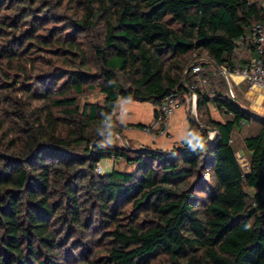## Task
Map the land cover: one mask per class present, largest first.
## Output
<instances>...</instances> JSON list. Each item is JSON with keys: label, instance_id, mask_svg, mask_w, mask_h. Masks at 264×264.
I'll return each mask as SVG.
<instances>
[{"label": "trees", "instance_id": "obj_1", "mask_svg": "<svg viewBox=\"0 0 264 264\" xmlns=\"http://www.w3.org/2000/svg\"><path fill=\"white\" fill-rule=\"evenodd\" d=\"M38 2L0 0V66L9 67L0 73V264H264V118L230 95L217 70L250 60L236 58L242 45L254 52L237 40L264 20V1L72 0L69 20ZM61 21L65 37L56 35ZM44 48L69 65L33 78L23 61ZM196 50L214 67L199 74L200 117L188 115L189 133L169 150L104 144L108 125L111 133L132 125L118 123L119 99L152 102L154 115L172 89L190 101L197 74L186 73L184 57ZM212 69L221 82L203 90ZM22 77L37 80L26 86ZM17 88L44 100L41 111L27 113ZM92 89L103 99L80 105ZM251 123L245 169L233 136ZM203 127L215 129L209 144ZM113 155L134 170L98 173Z\"/></svg>", "mask_w": 264, "mask_h": 264}, {"label": "rangeland", "instance_id": "obj_2", "mask_svg": "<svg viewBox=\"0 0 264 264\" xmlns=\"http://www.w3.org/2000/svg\"><path fill=\"white\" fill-rule=\"evenodd\" d=\"M39 1L40 2H38V4L40 5V7L43 5H47L49 2H50L49 6L51 5L58 6L57 7V11L59 12L58 14L62 15L63 19H66V20H69L71 17H73L74 16L73 12L76 11V4L75 2H72V0H39ZM39 13L42 14V11H39ZM49 25H51V23ZM58 25H60L61 29H60V32L58 31L59 33L56 35L65 37L66 34H68L67 32L69 30V29H65L67 25H65L64 21L59 22ZM40 32L45 33L46 31H40ZM92 37H95V35L90 36V38ZM90 38L86 37V39L85 38H81V39L83 41L86 40L85 42H89ZM236 52H237L236 58L238 60H242L249 55H250L249 57L251 58L254 57V52L253 51L251 52L249 49H247L245 45L240 46V48ZM251 53L253 55H251ZM30 56H28L29 58L24 59L26 61H23L22 66L23 68H25V71L27 72L26 74H29V76H33V78L37 74L48 73L49 71H52L54 69L53 65L59 66V67H68L69 65L68 62L67 63L64 62L63 58L57 57L56 54L49 48H44L43 51H41L39 55H35L34 53ZM201 57L210 59L207 52L202 51V50L193 51L189 53L186 57H184V59L192 63ZM88 58L92 60L91 61L92 70H96L95 60L91 59L90 56ZM1 62L2 61H0V63ZM205 65H206L205 69L209 70L211 68V65L209 63H206ZM8 68L9 67L6 64H3L2 66H0V73H2V70L8 71ZM10 72H12V74L14 73V71H10ZM214 72L216 74H213ZM210 74H212L210 78V84L205 86L203 90H210L209 88L210 86L215 87V84H214L215 82L216 84L221 82L220 81L221 77L216 71L213 70L210 72ZM36 80L37 79L27 80L22 77L20 82H26V86H28L29 84L31 85L32 82H36ZM61 82H63V80H59L58 85ZM231 82H232L231 85H232L235 96L239 98L240 101L244 105H246L245 108L252 113L264 115V93L260 91L259 92L257 91L248 92V90L240 86L239 84L240 82H237L235 78H233ZM36 88L39 89L41 87L39 85V86H36ZM12 95L14 97L20 98L22 102H25L22 104L26 105V107L28 108L27 113H29L30 110L31 111L35 110V107H38L41 109L42 105L45 103L44 100L42 99L35 100L29 97L27 92L26 93L22 92L19 88L14 89L12 91ZM103 97H104V94L101 93L98 89L87 90L84 94H82L79 97V102H80V105H83L86 102H99L103 99ZM189 107H190V101L187 97L186 101L181 102L179 106L175 109L174 113L172 114L171 119H170V128L165 134L160 135L154 132L152 134H149V133L144 132L140 127H136V124H145L146 126L152 122L151 121V122L146 123V121H150V119L153 116L154 103L148 102V101L141 102L137 100L122 98L120 102H118L117 104V107L115 110V113L117 112L116 116L119 113L121 119L128 120V121L135 119V120H139L142 122L141 123H131L132 124L131 128H124L122 129L121 133L120 132L112 133V136H111L112 138L108 137L107 140L104 141V144L110 143L111 145L113 144L119 145L123 141L122 139L124 138L128 140L130 145L132 146L144 144L143 147H151V148H157V149H162V150H169L174 146V144L178 143V142H173L175 139H179L181 137L186 136L187 116L190 115L194 121L195 119L198 120V117H200V112L197 110V108L195 109V112L192 113L191 111L188 112ZM11 109L8 108L7 110H11ZM38 111H41V110L36 109L35 113ZM53 111L58 116L64 115V112L59 109L54 108ZM1 119L8 120V123H10L11 121V118L5 114L2 115ZM59 121H61L62 123L63 120H59ZM66 122L59 125V129L63 132V134L67 133L66 127L71 126V122L69 121H66ZM118 123L120 122L118 121ZM9 126L11 127L12 125L9 124ZM243 126H244V130L242 129L240 131L238 130L235 131L234 136H233L234 137L233 144H234V147L236 148V154L241 164L246 169L249 163L250 153L249 151H247V149L244 146L243 136L244 134L254 132L255 128H257L256 127L257 125H255V123L253 124L251 123L249 127H247L246 125H243ZM110 131L112 130H110V126L108 125V127H106V130L104 132L108 133ZM110 133H108V135H110ZM99 162L103 168V171L101 173L98 172L97 170L96 171L100 174L110 172L113 169H117L121 171H133L135 168L134 164L127 163V161L123 158H118L115 160L112 157H104ZM126 206L129 207V205H126ZM90 233L93 236L94 233L92 232V229H90ZM100 248L101 246L97 247L96 252H100L101 250ZM73 251L75 254H77L79 252V249H73ZM76 263L77 262L75 260L71 264H76Z\"/></svg>", "mask_w": 264, "mask_h": 264}, {"label": "built area", "instance_id": "obj_3", "mask_svg": "<svg viewBox=\"0 0 264 264\" xmlns=\"http://www.w3.org/2000/svg\"><path fill=\"white\" fill-rule=\"evenodd\" d=\"M238 42L248 43L256 53V56L245 63H238L232 67H218L217 70L225 78L228 84V92L231 96L234 95L231 80L235 77L247 85L248 89H264V20L256 22L246 36H242ZM209 63L213 66L210 59L204 57L198 58L192 66L193 73L197 74L196 82H194L190 89V106L191 112H195L197 95L194 91L204 79L199 75L203 71V64ZM214 67V66H213ZM181 103L180 93L177 89H172L164 94L161 103L157 106L156 115L152 122L141 129L149 134L153 132L156 134H165L170 128V119L175 109ZM214 131H210L212 133ZM123 138V137H122ZM119 147L130 149L129 141L122 139ZM145 147L140 146L138 150H144ZM116 160L115 155L112 156ZM98 172H102L103 168L98 162L96 166Z\"/></svg>", "mask_w": 264, "mask_h": 264}, {"label": "crops", "instance_id": "obj_4", "mask_svg": "<svg viewBox=\"0 0 264 264\" xmlns=\"http://www.w3.org/2000/svg\"><path fill=\"white\" fill-rule=\"evenodd\" d=\"M253 1H255V0H253ZM259 1H264V0H259ZM250 54V53H249ZM251 55H253L252 53H251ZM250 56V55H249ZM249 56H247V58H249V59H252L251 57H249ZM256 56V54H255V52H254V57ZM235 79L237 80V82H240L239 81V79L237 78V77H235ZM241 83H243V82H240L239 84H241ZM246 90H248V92H253V91H257V92H262V93H264V89L263 90H260V89H246ZM120 100L121 99H119V101L118 102H120ZM149 102V101H148ZM155 109H156V105L154 104V113H155ZM117 113V112H116ZM154 113H153V116H152V118L150 119V121H146V123L147 122H151L152 121V119L154 118ZM117 117V119H118V121L120 122V123H122V124H131V123H141L142 121H139V120H131V121H128V120H124V119H121L120 118V115H119V113H118V115L116 116ZM219 118H222V116L221 117H219ZM223 120V119H222ZM145 122V121H144ZM143 122V123H144ZM186 133L188 134L189 133V119H188V116H187V120H186ZM125 128H131V126H129V127H125ZM124 129V128H123ZM186 134V135H187ZM182 138V137H181ZM181 138H179V139H175L173 142H178ZM139 146H144V144H140V145H135V146H133V148H138Z\"/></svg>", "mask_w": 264, "mask_h": 264}, {"label": "water", "instance_id": "obj_5", "mask_svg": "<svg viewBox=\"0 0 264 264\" xmlns=\"http://www.w3.org/2000/svg\"><path fill=\"white\" fill-rule=\"evenodd\" d=\"M195 64V62H192L188 65L187 69H186V73L187 71L190 70V68ZM255 116H258V117H261V118H264V115H261V114H257V113H253ZM196 122H198L197 119H195ZM204 130H209V131H215L214 128H209V127H203ZM112 135V133H110ZM108 135V133L104 132L101 136H106ZM100 136V137H101ZM99 138V137H98ZM98 138H96L94 141H96ZM212 139H209V141L207 142V144H209L211 142ZM135 149H138V148H135Z\"/></svg>", "mask_w": 264, "mask_h": 264}, {"label": "clouds", "instance_id": "obj_6", "mask_svg": "<svg viewBox=\"0 0 264 264\" xmlns=\"http://www.w3.org/2000/svg\"><path fill=\"white\" fill-rule=\"evenodd\" d=\"M214 135H215L214 132L210 133V134H209V139H212V138L214 137ZM189 143H190V144H193V145H196V144H204L202 138H200V137H193V138H191V139L189 140ZM245 228H246V229L251 228V224H250V223L246 224V225H245Z\"/></svg>", "mask_w": 264, "mask_h": 264}]
</instances>
